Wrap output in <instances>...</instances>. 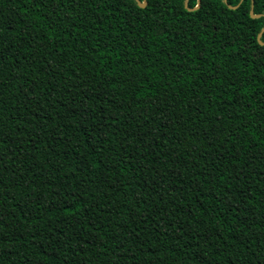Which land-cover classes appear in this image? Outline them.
<instances>
[{
    "label": "trees",
    "instance_id": "1",
    "mask_svg": "<svg viewBox=\"0 0 264 264\" xmlns=\"http://www.w3.org/2000/svg\"><path fill=\"white\" fill-rule=\"evenodd\" d=\"M139 1L0 0V264H264V0Z\"/></svg>",
    "mask_w": 264,
    "mask_h": 264
},
{
    "label": "water",
    "instance_id": "2",
    "mask_svg": "<svg viewBox=\"0 0 264 264\" xmlns=\"http://www.w3.org/2000/svg\"><path fill=\"white\" fill-rule=\"evenodd\" d=\"M243 0H240V3L242 2ZM136 2H137V4H138V6L139 7H144L145 5H146V2L144 1V2H140L139 0H136ZM224 2H226V0H224ZM198 5H199V0H198V4H197V7H198ZM184 6H185V8H186V6H187V0H185V2H184ZM238 7V5H236V6H230V5H228V8L229 9H232V10H234V9H236ZM253 6H252V4H251V8H250V17L251 18H259L260 17V15H255L254 13H253V8H252ZM264 31V28L262 29V31H261V33ZM261 33L258 35V37H257V39H258V42L261 44V45H264V43H262L261 41H260V37H261Z\"/></svg>",
    "mask_w": 264,
    "mask_h": 264
}]
</instances>
